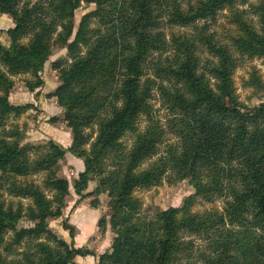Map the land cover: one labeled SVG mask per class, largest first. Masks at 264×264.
Masks as SVG:
<instances>
[{
  "label": "trees",
  "instance_id": "16d2710c",
  "mask_svg": "<svg viewBox=\"0 0 264 264\" xmlns=\"http://www.w3.org/2000/svg\"><path fill=\"white\" fill-rule=\"evenodd\" d=\"M83 4L95 10L75 34ZM224 11L218 35L209 22ZM0 14L14 22L9 46L0 43V264H78L77 257L96 256L75 246L68 221L71 243L43 226L19 228L24 219L43 224L63 216L70 184L56 168L68 152L84 159L75 193L106 194L113 209L109 221L98 222L100 232L109 224L114 233L98 264H264V102L247 108L235 81L245 60L264 61V0H0ZM165 24L193 31L168 39ZM54 47L67 50L51 64L60 86L49 97L71 130L68 150L52 140L24 145L25 131L7 127L34 109L10 102L14 78L30 75V92L44 87ZM248 86L264 91L257 71ZM155 89L169 105L177 142L152 161L166 135L153 115ZM143 117L148 125L140 130ZM188 178L194 193L181 207L145 213L137 191ZM22 200L31 202L27 209ZM219 200L222 210L196 211Z\"/></svg>",
  "mask_w": 264,
  "mask_h": 264
},
{
  "label": "rangeland",
  "instance_id": "374dc122",
  "mask_svg": "<svg viewBox=\"0 0 264 264\" xmlns=\"http://www.w3.org/2000/svg\"><path fill=\"white\" fill-rule=\"evenodd\" d=\"M32 1L37 2L39 0ZM239 8L247 9L248 6H239ZM93 10H95V5L87 6L83 4L82 7L76 11L75 34L82 18ZM226 14H228V12L224 11L218 16L216 22H209L211 31L217 33L218 35L222 34L223 25L226 24ZM204 24V22H201L199 25L203 26ZM13 27V20L7 15L0 14L1 44L9 46L10 40L6 32ZM160 30L167 35L168 39L171 37L170 33L189 34L193 31L192 28H170L167 24L163 25ZM73 39L74 36L72 37V40ZM27 42L28 41H24L23 43L26 44ZM66 55V49L54 47L53 56L49 59L45 65L44 71L41 74L45 85L39 89L40 91L36 90L35 92H30L28 90L26 81L33 79L30 75H21L14 78L15 88L10 95V102L15 106H24L28 104L34 105V109L28 111L26 114H23L18 118L12 116L7 123L8 128L14 124L18 125L20 130L25 131V139L23 141L24 145L38 146L52 140L65 150H68L71 146L70 145L68 148H66L67 138L69 139V135L66 133L70 129L62 120L63 109L58 106L57 101L54 98L49 97V95L60 86L58 73L52 70L51 64L60 58H64ZM254 71H257V74L264 82L263 60L247 59L236 71L235 81L237 93L239 95L240 101L247 108L258 106L264 102V91H258L248 86ZM154 95V100L152 101L154 109L153 115L159 121L163 130L166 132V135L165 142L159 148L158 156L152 161L161 156L165 152L168 145L175 144L177 142V138L171 133V112L169 105L165 102L158 89H155ZM53 118H58V121L52 122L51 120ZM147 125V118L143 117L140 123V130L145 129ZM124 141L128 145V148H130L134 141L132 134H129L124 139ZM83 165L84 159H78L68 152L65 158L58 164L56 168L57 176L59 178L68 180L70 184V193L68 195H63L60 200V205L63 208V216L61 218L50 219L43 224L40 222L33 223L24 219L20 222L19 228H35L43 226L52 230L59 238L71 243L72 240L69 232L63 229V222L68 221L69 224L75 227V246L77 248L84 247L94 252L96 256L88 257H94L96 258V261L99 262V256L111 250L114 233L112 232L109 224H107L104 232H100L98 222L101 217H106L109 221L110 215L113 213V209L108 206L110 200L106 194H102L98 198L95 196H88L84 199H81V197L75 193L73 183L78 178L80 172L84 171L85 166L83 168ZM145 166H147V164ZM44 176V174H39L34 177V181L41 186ZM190 179L191 178H188L185 181H180L173 185L169 184V181L165 179L160 186L153 187L148 190L137 191L136 195L141 199L145 213L148 215H154L158 210H167L171 207H181L185 199L194 193V189L190 184ZM94 187L95 183H91L85 194L90 193ZM47 196L49 199H53L52 193L48 192ZM14 200L15 202H18V200ZM96 201H98L99 206L95 209L93 208V204ZM30 204V201L22 200V206L24 209H27ZM214 207L222 210L224 207V202L219 200L215 205H201L196 208V211H204L205 209L209 210ZM93 214L94 216L95 214H99V220L97 223L96 220L93 221ZM10 239L11 235L7 236L6 241L9 242ZM192 239L194 240L196 246L202 245V242L196 237H193ZM0 254L6 255L4 248H0ZM76 263L78 262L76 261Z\"/></svg>",
  "mask_w": 264,
  "mask_h": 264
},
{
  "label": "crops",
  "instance_id": "0c3cea01",
  "mask_svg": "<svg viewBox=\"0 0 264 264\" xmlns=\"http://www.w3.org/2000/svg\"><path fill=\"white\" fill-rule=\"evenodd\" d=\"M69 135V139L67 138V145H66V148H68V146L71 145V142H72V135L70 133V130H68V132L66 133ZM83 168H84V165H83ZM83 171V170H82ZM81 173V172H80ZM93 221L96 220V223L98 222L99 220V214H93ZM79 264H97L98 261H96V258L94 257H77V260H76Z\"/></svg>",
  "mask_w": 264,
  "mask_h": 264
}]
</instances>
